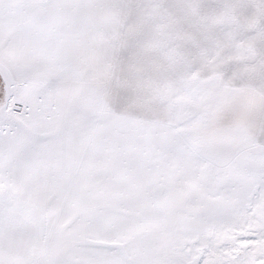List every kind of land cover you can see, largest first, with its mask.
<instances>
[{
	"label": "snow or ice",
	"instance_id": "6c2138e0",
	"mask_svg": "<svg viewBox=\"0 0 264 264\" xmlns=\"http://www.w3.org/2000/svg\"><path fill=\"white\" fill-rule=\"evenodd\" d=\"M0 264H264V0H0Z\"/></svg>",
	"mask_w": 264,
	"mask_h": 264
}]
</instances>
